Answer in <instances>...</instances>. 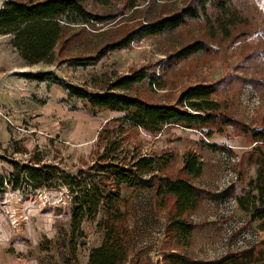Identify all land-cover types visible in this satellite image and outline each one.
<instances>
[{
    "label": "rangeland",
    "instance_id": "obj_1",
    "mask_svg": "<svg viewBox=\"0 0 264 264\" xmlns=\"http://www.w3.org/2000/svg\"><path fill=\"white\" fill-rule=\"evenodd\" d=\"M8 1L0 0V9ZM193 1L116 0L88 6L105 19L66 28L52 63L27 62L12 45V36L0 35V175L11 172L10 162L16 160H41L76 174L78 170L94 173L93 167L108 163L129 167L141 158L154 159L152 173L142 174L137 188L127 184L119 188L113 212L124 214L129 229L130 255L124 264H163L164 255L174 251L214 260L264 240L258 222L238 204L257 175L253 162L264 152V141L254 138L264 131V84L235 88L230 80L239 73L246 43L254 45L263 37L258 28L253 27L246 43L221 41L219 36L212 42L203 21H195L162 36L135 39L129 48L110 51L93 64L78 61ZM246 2L264 13V0ZM203 38L212 43L209 52L179 61L173 58L183 46ZM141 68L155 78L137 83L132 94L148 103L176 105L188 89L217 84L219 123L196 129L168 124L162 132L150 133L124 113L95 108L65 89L71 85L102 92L120 76ZM260 68L264 82V63ZM44 72L51 74L44 82L27 77ZM224 118L236 123L222 126ZM188 153H197L202 160V174L194 181L201 195L197 210L188 215L194 225L192 241L181 246L167 234L173 197L158 195L153 183L167 176L182 177ZM112 182L107 191L116 192ZM100 208L92 221H83L78 233L67 228L52 242L33 245L24 259L32 264H89L90 253L105 239L109 212L104 205Z\"/></svg>",
    "mask_w": 264,
    "mask_h": 264
},
{
    "label": "trees",
    "instance_id": "obj_2",
    "mask_svg": "<svg viewBox=\"0 0 264 264\" xmlns=\"http://www.w3.org/2000/svg\"><path fill=\"white\" fill-rule=\"evenodd\" d=\"M113 1L116 0H10L0 9V35L12 36V45L27 62L52 63L66 28L102 22L104 16L93 13L88 6ZM248 4L246 0H195L181 11L140 25L103 46L96 55L78 61L81 65L93 64L110 51L129 48L135 39L162 36L195 21H203L206 35L212 42L219 36L221 41L226 39L234 43L243 40L246 43L256 27L263 37L254 45L246 43L242 52L244 59L237 67L239 73L230 79L235 88L241 84L255 88L264 84L259 73L264 63V13ZM211 44L205 38L195 39L179 49L173 58L179 61L209 52ZM49 75L44 72L27 77L44 82ZM149 77L155 78L146 68H141L120 76L102 92L71 85L65 89L72 97L82 98L95 108L124 113L127 120L150 133H160L168 124L196 129L219 123L215 114L219 109V101L215 98L217 84L198 85L182 94L179 104L160 105L145 102L132 94L135 85ZM221 122L222 126L236 123L229 118ZM212 134L213 130L208 136ZM254 138L258 142L264 141V131L258 132ZM170 159L166 160L165 167ZM183 161L182 177L167 176L158 184L153 183L158 195L173 197V216L167 234L181 246L190 244L193 238L194 225L188 215L198 208L201 191L194 181L202 174V160L197 153H188ZM154 163V159L141 158L129 167L108 163L93 167L94 173L78 170L73 174L58 164H44L41 160L11 161L13 170L0 175V264H32L24 257L33 245L48 244L67 228L75 235L83 221H92L103 205L109 212L105 221V239L90 253L89 264L126 263L130 255L129 229L124 214L113 212L120 197L119 188L122 184L137 188L141 175L152 173ZM253 163L257 175L247 185L248 191L238 198V204L250 219L258 222V229L264 231V152ZM111 179L116 192H111V188L107 191ZM163 264H264V240L214 260L194 259L174 251L164 255Z\"/></svg>",
    "mask_w": 264,
    "mask_h": 264
}]
</instances>
